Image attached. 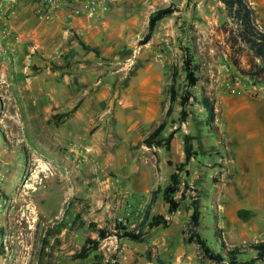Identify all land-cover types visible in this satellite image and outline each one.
Masks as SVG:
<instances>
[{
	"label": "rangeland",
	"instance_id": "obj_1",
	"mask_svg": "<svg viewBox=\"0 0 264 264\" xmlns=\"http://www.w3.org/2000/svg\"><path fill=\"white\" fill-rule=\"evenodd\" d=\"M245 1L264 29V0ZM60 3L57 14L77 12L70 22L40 21L37 0L33 8L24 6L27 18L9 13L0 18V264H157V257L161 264H211L188 242L194 198L201 213L196 231L212 251L222 253L220 242L231 249L264 241V196L255 190L245 197L235 187L244 173L231 154L243 139L251 161L258 157L250 150L256 130L243 131L233 115L237 108L255 109L264 126V77H250V56L231 48L232 24L223 5L217 0ZM160 10L169 13L144 42L150 18ZM190 73L197 78L194 87L188 86ZM202 89L215 101L216 133L204 125ZM141 112L155 120L141 127L140 143L166 121L163 138L174 132L182 146L184 134L195 138L196 161L191 158L192 167L188 163L179 172L177 211L168 215L159 198L152 213L163 216L167 227L148 230L144 243L101 239L99 230L112 234L117 225L131 230L140 224L146 204L129 211L113 206L112 195L123 190L119 176L100 156L95 159L89 146L100 154L108 131L122 130L121 119ZM102 116L107 121L98 126ZM98 128L101 142H89ZM150 149L151 165L144 160L141 167L156 181L150 191L162 190L184 157L178 162L170 149ZM251 161L245 169L255 182L260 163ZM104 194L110 197L96 205L92 197ZM239 210L253 216L244 221ZM252 257L250 252L239 260Z\"/></svg>",
	"mask_w": 264,
	"mask_h": 264
},
{
	"label": "trees",
	"instance_id": "obj_2",
	"mask_svg": "<svg viewBox=\"0 0 264 264\" xmlns=\"http://www.w3.org/2000/svg\"><path fill=\"white\" fill-rule=\"evenodd\" d=\"M224 7L226 17L231 22L232 28L229 30V43L231 48H241L245 50L250 56V67L248 75L250 77H256L261 79L264 77V29H259L253 19V9L250 4L245 0H217ZM169 10H160L155 15L150 18L149 30L144 38V42H147L153 32L156 22L164 17ZM79 44L83 49L98 55V51L84 45L79 41ZM189 87L196 86L197 78L190 73L189 78H186ZM175 78L172 79V84L170 85V101L173 103L175 101V88H174ZM184 104V103H183ZM200 105L206 113V119L204 125L212 133L218 131L215 125L216 111H215V101L210 99L202 89V95L200 97ZM171 111L169 108L168 112ZM185 117L184 111L181 112ZM66 117L69 115H65ZM167 126L166 121H163L154 131H152L148 137L144 140V144L148 148L165 147L167 150L170 149V142L173 138V133L170 132L166 138H163L162 134ZM183 148H184V161L176 168V171L170 175V181L168 185L160 190L156 189L151 192L150 200L145 207L142 222L138 224L131 230H127L126 227L117 225L112 234L107 233L104 230H99L98 235L101 239L107 236H115L120 240H126L132 243H144L145 236L148 230L155 227H167L168 221L161 215H152L155 203L160 196L162 201L167 205V214H174L178 207L179 202L175 199L176 193L179 191L180 175L179 172L186 167L195 155L193 152L192 141L194 137L184 134L183 135ZM183 197V196H182ZM191 214L187 222V234L188 242L194 243L200 256L209 261L211 264H256L264 262V241L257 242L248 246L233 247L227 249L223 242H220V247L222 253L212 251L207 245L205 240H202L197 233V228L200 225L201 213L199 209L198 200L194 198L190 205ZM237 216L246 220L253 216L250 211L239 210ZM147 223V224H146ZM219 238V236H217ZM253 253V257L248 261H240L239 256ZM147 258L150 260V252H146ZM157 264H161L160 259L156 258ZM95 264V263H93Z\"/></svg>",
	"mask_w": 264,
	"mask_h": 264
},
{
	"label": "crops",
	"instance_id": "obj_3",
	"mask_svg": "<svg viewBox=\"0 0 264 264\" xmlns=\"http://www.w3.org/2000/svg\"><path fill=\"white\" fill-rule=\"evenodd\" d=\"M5 1V2H4ZM3 1V13H9L15 15L16 18H27V14L22 13L24 10V6L26 9H29L30 6L33 8L34 0H4ZM13 9V10H12ZM2 13L0 14V16ZM58 15H63L62 13H58ZM59 20V19H57ZM62 22V21H61ZM155 113H158L155 108ZM155 114V115H156ZM235 119V125L238 126L245 132H248L250 129L256 130L255 138L253 140V146L250 150L257 154L258 157L255 160H252L248 157V148L247 144H244V140H240L241 146L235 148V152L231 153L235 163L240 167L239 170H242L244 176H241L235 180L237 189H239L241 194L245 197L253 196L255 190L258 192L260 196H264V126L261 124V120L259 119V113L255 111V109H241L237 108L235 114L233 115ZM98 121L95 123L98 126H101L102 123L107 121V118L99 117ZM91 119H89L90 121ZM155 116L153 115H145L141 112V115H137L134 117H125L121 119L122 126L124 127L120 131H108V138L106 143L104 144V150H100L94 146H89L94 151V158L101 160L102 165L110 166L115 169V173L119 176L120 186L123 188L121 192H118L117 196L112 195V199L110 202H114L113 206L116 208H121L122 211H129L132 208L135 209L137 205L142 201L146 205L150 200L151 192L150 188L155 185V179L151 178L150 172L145 171V168H142V165L147 160V163L151 165V160L154 158V154L152 150L145 146L144 143H140V137H137L141 132V127L144 125H149L154 122ZM110 122L112 120H109ZM115 122V121H114ZM116 125V123H113ZM107 133L104 134L107 135ZM101 129L98 128L91 135H89V142H92L93 139L98 142H101ZM179 141V140H177ZM175 141V136L171 140L170 144V154L175 158L178 162L181 161L182 157H184V148L181 144L178 145V142ZM104 142V141H103ZM93 144V143H92ZM175 147V148H174ZM175 151H174V150ZM135 150V151H134ZM232 151V150H231ZM249 158V159H248ZM122 160V161H121ZM145 160V161H144ZM192 161H196L194 158ZM254 164L260 167L258 172L256 173L255 182L251 181V175L246 171V165L248 163ZM123 164V170L119 166ZM241 165V166H240ZM255 165V164H254ZM254 165L252 166L251 172L255 171ZM192 167V164L189 163V168ZM156 190V189H155ZM110 194L99 195L96 197H92V200L96 205H101L103 199H108ZM108 196V197H107ZM158 197L154 209H156L160 205ZM109 206V204L107 203ZM162 205V204H161ZM118 209V210H119ZM153 209V211H154ZM153 213V212H152Z\"/></svg>",
	"mask_w": 264,
	"mask_h": 264
},
{
	"label": "built area",
	"instance_id": "obj_4",
	"mask_svg": "<svg viewBox=\"0 0 264 264\" xmlns=\"http://www.w3.org/2000/svg\"><path fill=\"white\" fill-rule=\"evenodd\" d=\"M3 1L4 0H0V14L2 13L0 18L4 17L5 14L3 13ZM37 2L39 6L36 8L35 14L40 21H50L53 19H59L60 21L67 23L70 22V19L73 17V14L77 13L76 11L71 10L70 12H66L63 15H58L55 9L59 7V5L61 4V0H37ZM12 51L13 49H11V52Z\"/></svg>",
	"mask_w": 264,
	"mask_h": 264
}]
</instances>
